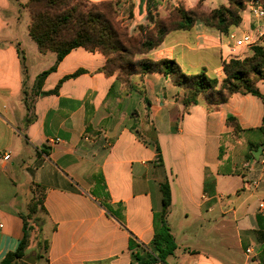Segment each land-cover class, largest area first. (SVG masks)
<instances>
[{"label":"crops","instance_id":"obj_1","mask_svg":"<svg viewBox=\"0 0 264 264\" xmlns=\"http://www.w3.org/2000/svg\"><path fill=\"white\" fill-rule=\"evenodd\" d=\"M28 1L0 0V264L24 236L23 263L264 264V81L260 97L234 94L212 106L199 96L184 108V89L162 72L132 75L126 88L101 71L102 54L82 48L56 65L29 37ZM128 1L143 13L134 26L150 24L165 3L205 12L227 5ZM245 35L264 44V19L247 4L228 36L196 22L145 57L174 60L183 74L204 72L220 85L223 65L239 59L229 37ZM164 184L175 248L161 261L152 242ZM208 229L227 240L208 239Z\"/></svg>","mask_w":264,"mask_h":264},{"label":"trees","instance_id":"obj_2","mask_svg":"<svg viewBox=\"0 0 264 264\" xmlns=\"http://www.w3.org/2000/svg\"><path fill=\"white\" fill-rule=\"evenodd\" d=\"M249 1L251 0H227L226 6L207 12L202 9L201 4L192 9H185L178 4L168 21L154 20L152 32L142 38L129 36L127 29L121 26L114 2L94 4L86 0H29L25 7L30 15L29 37L40 54L51 52L56 55V65L72 50L82 48L102 54L106 63L101 71L106 76L116 74L117 80L126 88L130 86L132 75L162 72L171 76L173 82L184 89L181 103L184 108H188L197 103L199 96H203L207 104L212 106L225 103L234 94L260 97L257 84L264 81V44L253 47L252 55L243 60L231 59L225 63L224 79L220 85L204 72L186 75L174 60L151 61L145 55L157 48L168 33L190 30L196 22L216 30L222 36H228L233 28L240 25L241 13ZM260 4L264 7V1ZM126 56L135 58L124 62ZM54 68L43 73L38 84ZM160 189V226L152 245L153 252L163 261L172 254L175 246L165 222L171 202L169 188L164 184ZM41 199L39 192L29 207L30 214L41 205ZM25 238L24 236L14 253L6 255L1 264H25L21 261Z\"/></svg>","mask_w":264,"mask_h":264},{"label":"rangeland","instance_id":"obj_3","mask_svg":"<svg viewBox=\"0 0 264 264\" xmlns=\"http://www.w3.org/2000/svg\"><path fill=\"white\" fill-rule=\"evenodd\" d=\"M259 3L263 4L264 0H256ZM114 9L117 12V20L121 23V26L123 28L127 29V32L129 34V36L132 37H145V35H149L150 31L153 29V22L154 20H151L150 24L148 23H142L139 26L135 25L134 23H132V21H134V19H138L142 17V11H140V13L138 14L137 10H134L135 6H132V3L129 2L128 0H118L116 2H114ZM178 6V4H172V3H165L164 6L161 8L160 13L156 14L155 20L156 21H168L169 17L172 15V13L175 12L176 7ZM152 32V31H151ZM256 45L249 47V48H241V49H236V51L234 52L239 58V60H243L245 57H249L252 55V48L255 47ZM249 49V54L246 55H240L242 52L246 51ZM233 53V54H234ZM132 58H135L134 56H126L124 59V62H126L127 60H132ZM120 62V61H119ZM124 62H120V63H124ZM188 226L194 227L196 226V221L190 217V219L186 222ZM222 233V232H221ZM219 233L216 232L214 230L208 229V233L207 237L208 239L211 240H216V241H221V240H227V235L226 233Z\"/></svg>","mask_w":264,"mask_h":264},{"label":"built area","instance_id":"obj_4","mask_svg":"<svg viewBox=\"0 0 264 264\" xmlns=\"http://www.w3.org/2000/svg\"><path fill=\"white\" fill-rule=\"evenodd\" d=\"M247 9L249 10L250 14L257 19H264V7L256 0H251L247 3ZM230 40L233 41V46H232V54L236 51V49H241V48H249L255 45V39L251 35H245L241 37L240 39H235L233 36L229 37ZM262 154V159H261V164H262V173L264 174V149L261 151ZM9 158L8 155H5V160ZM262 207V206H261ZM246 253H250V250H247Z\"/></svg>","mask_w":264,"mask_h":264},{"label":"water","instance_id":"obj_5","mask_svg":"<svg viewBox=\"0 0 264 264\" xmlns=\"http://www.w3.org/2000/svg\"><path fill=\"white\" fill-rule=\"evenodd\" d=\"M260 152H261V149L258 150V155L257 157L260 155ZM33 257H29V258H26V259H23V261L27 264H34V261H33Z\"/></svg>","mask_w":264,"mask_h":264}]
</instances>
